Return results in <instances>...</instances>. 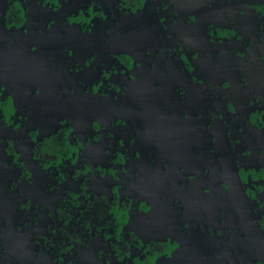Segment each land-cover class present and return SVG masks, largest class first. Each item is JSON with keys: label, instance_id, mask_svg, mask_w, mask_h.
Instances as JSON below:
<instances>
[{"label": "flooded vegetation", "instance_id": "1", "mask_svg": "<svg viewBox=\"0 0 264 264\" xmlns=\"http://www.w3.org/2000/svg\"><path fill=\"white\" fill-rule=\"evenodd\" d=\"M40 1L58 10L64 0ZM94 1L100 21L83 25L100 52L115 51L108 63L116 61L119 75L126 74L131 104L147 126L143 150L153 149L145 156L151 179L141 183L136 199L114 189L91 192L84 180L49 205L24 197L13 217L0 211V264H33L32 256L47 264H93L76 244L89 249L97 237L105 242L92 252L100 264H164L178 242L165 235L144 238L126 228L125 217L156 211L151 195L162 199L167 191L190 217V224L182 223L185 233L210 256L220 254L221 264H264V0ZM140 13L152 27L146 47L138 44L140 35L130 41L113 31L123 16ZM5 16L17 26L13 5ZM94 59L77 65L79 83L84 91L104 93L111 84L100 78L102 60ZM156 114L176 125L187 147L166 143L155 131ZM81 146L62 125L35 136L30 153L57 185ZM9 154L16 179H29L17 154ZM130 161L115 153L98 172L121 179Z\"/></svg>", "mask_w": 264, "mask_h": 264}, {"label": "rangeland", "instance_id": "2", "mask_svg": "<svg viewBox=\"0 0 264 264\" xmlns=\"http://www.w3.org/2000/svg\"><path fill=\"white\" fill-rule=\"evenodd\" d=\"M94 2L64 0L61 8L52 10L40 0H0V211L7 216L15 215L17 203L24 197L49 205L69 188H78L82 180L91 192L109 193L114 189L136 199L142 193L141 183L151 179L152 166L145 156L151 155L153 149L143 150L147 146V126L144 116L140 118L131 104L126 74L119 75L116 61L108 63L115 51L100 52L83 25L90 18L91 28L100 21V6ZM11 5L19 15L16 27L9 26L5 16ZM151 29L144 13L125 15L113 27L114 32L130 41L140 35L138 44L144 47L153 35ZM103 48L107 49V45ZM88 56L94 57L96 63L101 64L102 60L106 72L100 78L105 77L111 84L104 93L84 91L79 83L77 65ZM223 72L224 69L213 75L221 76ZM62 125L69 126L82 146L56 185L36 165L30 148L35 136L54 132ZM154 126L158 134L169 140L167 144L176 149L187 147L168 117L156 114ZM12 150L29 171V179H16L10 164ZM115 153L131 159L124 163L127 172L121 179H109L98 172L99 167L105 171L110 166ZM146 166L149 173H145ZM167 192L162 199L149 194L150 207L157 204L158 208L151 214L129 211L126 228L144 238L165 235L177 241L178 249L164 264H221L220 254L210 256L209 248L185 233L182 223L190 224V217L185 215L177 197ZM94 244L102 246L105 242L97 237L89 249L77 243L78 254L100 264L92 253ZM32 263L47 264L44 257L37 256H32Z\"/></svg>", "mask_w": 264, "mask_h": 264}, {"label": "trees", "instance_id": "3", "mask_svg": "<svg viewBox=\"0 0 264 264\" xmlns=\"http://www.w3.org/2000/svg\"><path fill=\"white\" fill-rule=\"evenodd\" d=\"M44 143V145H47V144H49V142H50V139H45L44 141H43ZM48 151L50 150V149H47Z\"/></svg>", "mask_w": 264, "mask_h": 264}]
</instances>
